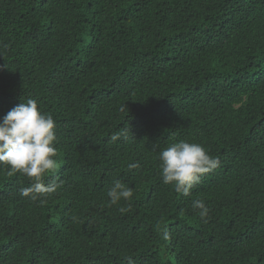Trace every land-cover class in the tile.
Segmentation results:
<instances>
[{
    "label": "trees",
    "instance_id": "obj_1",
    "mask_svg": "<svg viewBox=\"0 0 264 264\" xmlns=\"http://www.w3.org/2000/svg\"><path fill=\"white\" fill-rule=\"evenodd\" d=\"M28 98L60 187L0 168V264H264V0H0V118ZM179 141L220 161L188 197L160 177Z\"/></svg>",
    "mask_w": 264,
    "mask_h": 264
},
{
    "label": "clouds",
    "instance_id": "obj_2",
    "mask_svg": "<svg viewBox=\"0 0 264 264\" xmlns=\"http://www.w3.org/2000/svg\"><path fill=\"white\" fill-rule=\"evenodd\" d=\"M124 109L121 108V111ZM56 122L52 115L38 109L37 100L28 98L12 108L0 118V168L9 175L20 174L29 179L30 186L20 189L19 195L32 202H43V198L55 194L60 185L55 181L44 183L45 176L55 174L59 167L58 151L54 146L58 138L55 132ZM131 136L128 128L111 137L113 142ZM160 177L164 185H170L177 194L188 197L193 186L201 176L210 173L219 166V158L212 156L203 145L195 142L179 141L170 144L158 152ZM129 170L138 168L129 164ZM109 205H118L121 200L130 201L133 189L116 181L107 191ZM192 208L206 222L210 208L204 200L192 201ZM120 213L131 210L119 207ZM164 238H167L165 233Z\"/></svg>",
    "mask_w": 264,
    "mask_h": 264
}]
</instances>
